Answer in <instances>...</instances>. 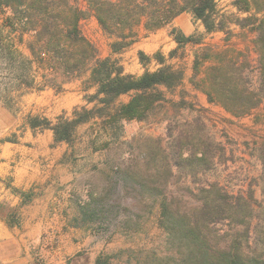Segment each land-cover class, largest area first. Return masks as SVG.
<instances>
[{
    "label": "rangeland",
    "instance_id": "rangeland-1",
    "mask_svg": "<svg viewBox=\"0 0 264 264\" xmlns=\"http://www.w3.org/2000/svg\"><path fill=\"white\" fill-rule=\"evenodd\" d=\"M78 1L85 9L86 0ZM215 1L226 21L236 15L245 16L233 5L234 0ZM170 26L186 35H201L205 49L188 43L169 56L177 46L169 35ZM227 27L206 33L202 23L184 11L170 25L157 30L146 31L142 24L138 25L137 40L113 53L110 44L115 37L105 33L89 13L81 20L80 29L100 57L118 58L125 72L141 75L159 66L152 56L160 51L167 63L183 71V79L174 88L159 87L164 99L144 120L108 124L106 118L94 116L76 125L68 142L55 141L51 129H31L27 116L38 115L55 122L58 116L73 118L75 108H91L95 103L85 100L81 79H68L61 71L43 70L35 64L27 69L28 80L33 77L39 81L44 72L56 87L23 86L11 93V108L0 105V138H15L0 142V220L8 227H21V209L41 194L38 185L22 188L14 183L15 166L25 162L51 167L59 164L61 172L53 176L68 175L69 179L57 186L49 209L52 214L63 212L62 216L67 215L74 225L72 242L66 245L64 240L58 241L60 230L44 231L39 245L30 250L32 264L35 260L45 263L41 247L66 250L61 258L63 264H94L98 256L105 258L107 264H182V248L159 223L160 207L153 191L148 187L140 190L139 180L174 194H195L198 182L206 180L219 181L229 190L251 189L260 195L261 165L254 148L264 142V106L234 117L208 102L205 91L198 87L203 85L206 69L215 62L216 52L231 46L248 50L256 57L249 28L241 29L228 22ZM3 34L15 42L21 53L29 55L14 33L4 28ZM140 52L150 60L141 62ZM206 54L210 56L204 57ZM195 57L199 61L196 69ZM8 79L6 71L0 69V82L4 85ZM93 92L94 88L87 91ZM131 95H120L114 106L128 101ZM201 136L218 145L213 163L203 173L196 171L198 167L191 169L187 165L193 158V137ZM165 161H169L167 168ZM11 187L29 192L30 199L24 201ZM13 219L17 224L10 225Z\"/></svg>",
    "mask_w": 264,
    "mask_h": 264
},
{
    "label": "trees",
    "instance_id": "trees-1",
    "mask_svg": "<svg viewBox=\"0 0 264 264\" xmlns=\"http://www.w3.org/2000/svg\"><path fill=\"white\" fill-rule=\"evenodd\" d=\"M233 5L245 16L226 21L215 0H86L85 9L78 0H0V69L9 77L4 85L0 82V105L11 108V93L23 86L56 87L44 72L39 81L27 79V69L35 64L43 70L61 71L68 79H81L85 100L95 104L75 108L73 118L58 116L55 122L29 114L26 123L31 129H51L55 141L68 142L76 125L94 116L106 118L108 124L144 120L164 99L159 87L174 88L182 81L183 71L156 51L152 57L159 66L155 70H145L141 75L127 73L118 58L99 56L95 45L81 32L80 22L91 13L101 29L115 37L110 47L117 53L137 40L138 25L146 31L157 30L187 11L202 23L206 33L228 29L227 22L253 33L256 57L231 46L216 52L215 62L202 78L203 85H198L208 102L234 117L248 115L264 106V0H234ZM4 28L16 35L18 43L25 44L28 56L9 36L5 38ZM169 35L177 44L169 56L188 43L205 49L201 35H186L175 26H170ZM139 55L143 63L150 60L143 52ZM198 65L195 57L193 68ZM90 88L94 92L88 94ZM128 93H132L128 101L114 106L120 95ZM14 139L3 137L0 142ZM212 142L203 136L193 137V158L187 163L191 169L198 167L196 171L203 173L210 168L218 150ZM254 150L263 183L259 196L251 189L229 190L219 181L200 180L197 193L191 195L166 192L138 181L140 190L148 187L153 191L160 207L159 223L182 248V264H264V142ZM165 162L169 167V161ZM11 189L24 201L31 197L29 192ZM34 264L46 263L35 260ZM94 264H107V260L98 256Z\"/></svg>",
    "mask_w": 264,
    "mask_h": 264
},
{
    "label": "crops",
    "instance_id": "crops-1",
    "mask_svg": "<svg viewBox=\"0 0 264 264\" xmlns=\"http://www.w3.org/2000/svg\"><path fill=\"white\" fill-rule=\"evenodd\" d=\"M59 172H61L59 164L51 167L50 164L25 162L14 167V183L22 188L38 185L41 194L33 203L21 209L23 215L21 227L11 228L0 220V264H32L30 250L39 245L44 231L60 230L58 241L64 240L65 245L72 242L74 225L66 218L67 215L62 216L63 212L52 214L49 209L50 200L54 198L57 186L66 184L69 179L68 175L63 177L59 174L57 178L53 176ZM41 248L46 264H63L61 258L66 250Z\"/></svg>",
    "mask_w": 264,
    "mask_h": 264
}]
</instances>
